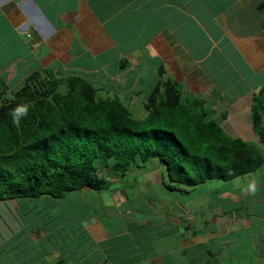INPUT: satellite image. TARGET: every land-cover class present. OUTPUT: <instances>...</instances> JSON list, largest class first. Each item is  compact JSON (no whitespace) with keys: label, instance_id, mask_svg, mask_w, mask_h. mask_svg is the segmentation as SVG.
I'll use <instances>...</instances> for the list:
<instances>
[{"label":"crops","instance_id":"obj_1","mask_svg":"<svg viewBox=\"0 0 264 264\" xmlns=\"http://www.w3.org/2000/svg\"><path fill=\"white\" fill-rule=\"evenodd\" d=\"M43 70L86 77L132 107L169 80L203 99L213 118L226 114V134L261 146L249 115L264 84V0H0V81L16 89ZM263 176L248 184L252 196ZM110 198L125 201L118 191ZM263 201L250 200L252 217L243 201L240 215L224 211L220 197L198 217L184 205L121 214L110 231L94 214L66 216L45 198V221L27 233L40 248L3 252L0 263L29 264L38 253L39 264H264Z\"/></svg>","mask_w":264,"mask_h":264},{"label":"trees","instance_id":"obj_2","mask_svg":"<svg viewBox=\"0 0 264 264\" xmlns=\"http://www.w3.org/2000/svg\"><path fill=\"white\" fill-rule=\"evenodd\" d=\"M102 93L86 77L48 70L29 74L16 89L0 81V202L16 203L11 221L15 216L22 224L0 237L26 246L1 249V255L35 249H27V231H39L45 221L43 199L106 191L108 175L118 182L155 161L163 166L165 187L174 190L232 181L264 165V84L249 115L263 148L226 134L219 125L226 114L213 118L203 99L169 80L157 83L141 106ZM38 261L37 253L29 264Z\"/></svg>","mask_w":264,"mask_h":264},{"label":"rangeland","instance_id":"obj_3","mask_svg":"<svg viewBox=\"0 0 264 264\" xmlns=\"http://www.w3.org/2000/svg\"><path fill=\"white\" fill-rule=\"evenodd\" d=\"M157 168L159 175H157L156 172ZM135 171H137L136 175ZM263 173L264 165L257 171L250 173L248 176L236 178L228 182L210 181L204 184H199L193 188L179 185L180 187L177 189L184 190V188H186L187 191H189V193L186 194L176 189L170 190L166 188L165 185L168 184V182L163 166L158 165L155 161H150L145 170L133 169L132 172H129L118 182L108 175L107 178L110 180L111 184L106 191L95 192L92 190H86L77 192L73 196H67L64 200H52L49 206H53V202H56L57 206L55 210H64L66 216H71L73 214H86L89 216L90 214H94L93 216L100 220L102 225L110 231L113 228H115V231L118 230L117 222L118 219H121L119 216L121 214L123 217L135 216L137 218H144L145 216L155 215L156 211L171 212L183 210L184 207H181L182 205H184L186 209L192 210L193 214L197 217L201 216L204 212L206 214H211V209L215 208L216 199L219 197L224 211H234L240 215L239 212H242L243 210L240 209L239 201H243L248 206L245 214L252 217L253 215H256V213H252L250 210L252 209L250 200L253 199V196L264 200V187L260 189V193H256L252 196L247 190L248 184H251V181L254 179H261ZM148 174L149 178H147ZM160 176H162V179L159 178ZM147 179L150 180L149 184H145V180ZM111 191L120 192L125 201L120 202L118 205L111 204ZM225 194H227L228 197H226ZM33 201L34 200H31L27 206H34L33 203L35 202ZM47 201H51L50 198H47ZM23 202L26 203L25 201ZM74 202H76V204H74ZM208 202H210L211 205L205 204ZM224 202L228 203L229 207H223L225 204ZM37 204L40 206L41 203L37 201ZM149 205H152L153 208H149ZM38 209L39 207L37 210ZM10 210L12 212H10ZM17 210L18 208L14 202H0V235L2 238L7 237L9 233L12 234L14 226L18 225L17 222L14 224V221H11L12 214ZM128 210H130V212L124 215ZM18 212L22 214V212L25 211L22 210L21 212L19 210ZM261 212H264V209ZM19 229L20 228H17L16 232H19ZM66 231L68 232V230ZM22 234H24V231ZM11 239H13V237H10L7 242H4V244H6L4 246L2 245L0 250L10 249V247H26L22 244H17V239ZM20 242L23 243L24 240H20ZM38 245L39 243L36 245H27V249L36 248ZM95 259H92V261L94 262Z\"/></svg>","mask_w":264,"mask_h":264},{"label":"clouds","instance_id":"obj_4","mask_svg":"<svg viewBox=\"0 0 264 264\" xmlns=\"http://www.w3.org/2000/svg\"><path fill=\"white\" fill-rule=\"evenodd\" d=\"M19 111H21V112H23V111H26L25 109H19ZM261 147H263V146H261ZM146 169V168H145ZM144 169V170H145ZM158 169V168H157ZM160 179H162V176H160L159 177ZM116 181V180H115ZM176 190H178V191H180V192H182L181 190H179V189H176ZM113 192V191H112ZM120 193V192H119ZM183 193V192H182ZM121 194V193H120Z\"/></svg>","mask_w":264,"mask_h":264}]
</instances>
